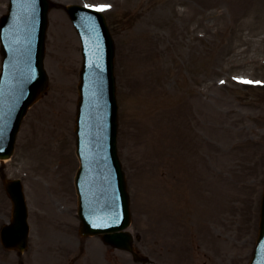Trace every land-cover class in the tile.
<instances>
[{
    "label": "rangeland",
    "instance_id": "1",
    "mask_svg": "<svg viewBox=\"0 0 264 264\" xmlns=\"http://www.w3.org/2000/svg\"><path fill=\"white\" fill-rule=\"evenodd\" d=\"M52 1L49 87L0 162V228L11 211L1 178L20 179L29 247L18 257L0 245V264H136L104 254L97 238L84 239L80 255L67 249L79 228L81 55L60 5L102 10L114 40L117 148L136 248L160 264H247L264 187V0ZM7 6L0 0V16Z\"/></svg>",
    "mask_w": 264,
    "mask_h": 264
},
{
    "label": "water",
    "instance_id": "2",
    "mask_svg": "<svg viewBox=\"0 0 264 264\" xmlns=\"http://www.w3.org/2000/svg\"><path fill=\"white\" fill-rule=\"evenodd\" d=\"M48 0H10L0 19L3 57L0 74V159L13 153L21 120L47 88L43 69ZM82 43L83 66L78 86L76 154L80 168L75 177L80 234L100 236L103 242L132 253V237L124 230L130 222L126 181L116 150L117 105L113 74L114 45L101 14L72 6L65 9ZM12 203L11 224L1 231L7 248L26 247L27 211L18 180L3 181ZM249 264H264V192L259 235Z\"/></svg>",
    "mask_w": 264,
    "mask_h": 264
},
{
    "label": "flooded vegetation",
    "instance_id": "3",
    "mask_svg": "<svg viewBox=\"0 0 264 264\" xmlns=\"http://www.w3.org/2000/svg\"><path fill=\"white\" fill-rule=\"evenodd\" d=\"M74 247H76L75 252H78V254L80 255L84 249H85V242L84 240H82L80 237L77 236L75 242H74ZM18 256H20V254L17 253ZM22 264V263H20Z\"/></svg>",
    "mask_w": 264,
    "mask_h": 264
},
{
    "label": "bare ground",
    "instance_id": "4",
    "mask_svg": "<svg viewBox=\"0 0 264 264\" xmlns=\"http://www.w3.org/2000/svg\"><path fill=\"white\" fill-rule=\"evenodd\" d=\"M40 153H42V152L38 150L37 160L40 158ZM49 162H50V161H49Z\"/></svg>",
    "mask_w": 264,
    "mask_h": 264
},
{
    "label": "snow or ice",
    "instance_id": "5",
    "mask_svg": "<svg viewBox=\"0 0 264 264\" xmlns=\"http://www.w3.org/2000/svg\"><path fill=\"white\" fill-rule=\"evenodd\" d=\"M244 83H251L250 81H244Z\"/></svg>",
    "mask_w": 264,
    "mask_h": 264
}]
</instances>
